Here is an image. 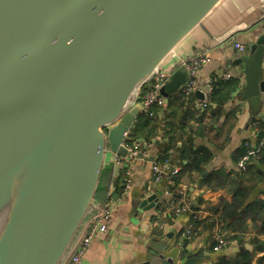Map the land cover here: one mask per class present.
Returning <instances> with one entry per match:
<instances>
[{
    "label": "water",
    "instance_id": "water-1",
    "mask_svg": "<svg viewBox=\"0 0 264 264\" xmlns=\"http://www.w3.org/2000/svg\"><path fill=\"white\" fill-rule=\"evenodd\" d=\"M220 1L0 0V204L24 173L0 235V264H60L98 210L94 199L108 153L127 156L121 142L142 113L140 90ZM260 27L233 65L243 72L248 117L264 121ZM186 78L178 68L160 93H177ZM155 202V194L139 200L134 212ZM169 247L153 237L149 259L138 264L152 258L174 264ZM203 260L194 253L178 264Z\"/></svg>",
    "mask_w": 264,
    "mask_h": 264
},
{
    "label": "crops",
    "instance_id": "crops-1",
    "mask_svg": "<svg viewBox=\"0 0 264 264\" xmlns=\"http://www.w3.org/2000/svg\"><path fill=\"white\" fill-rule=\"evenodd\" d=\"M254 20L257 22L249 26V23ZM263 23L264 0H221L209 15L163 60L159 67L166 71H175L180 59L204 50L210 57V61L202 65L198 70V89L200 90L197 91L202 93V95H204L206 81L216 74L229 71L232 77L240 79V88L232 94L231 98L223 106V115L217 124L218 128L222 129L220 135L217 137L215 133L208 132V128H204L200 130L199 136L196 137L194 145L209 147L213 151V157L207 165H204L201 174L197 171L190 173L179 165L176 149L164 144L162 140H158V136L157 138L155 137L156 142L148 157L145 159L137 156L131 161L132 183L130 188L119 195H115L116 206L107 222L108 229L104 232L98 231L95 234V238L84 254L81 264H138L145 262L149 259V243L153 237L167 241L170 247L166 254L174 256V264L182 262L187 255H193L194 253L204 255V260L198 264L214 263L221 257L227 259L235 258L238 254V249L243 246L238 240L233 239V233L223 227L221 222L212 216V211L210 210L211 207L218 204L222 196L229 199L230 195L224 187L213 188L205 185L202 183V177L219 168L240 172L237 170L240 158L237 161L232 159L233 153L241 145L243 139L256 144V126L249 122L248 105L240 97L241 89L244 85L243 72L240 68L233 65V61L248 52V47L261 34L262 28L260 25ZM233 43H240L247 47V50L242 53L234 47ZM186 97H189V99L184 103V107L188 109L185 121L192 123L195 128H201L205 124L208 125V119L205 122H201L199 119L200 115L204 114L207 109L200 107L199 103L202 99L196 96L195 93ZM168 98H166L164 106L168 103ZM139 99L140 93L136 101L137 104ZM230 112H233L234 116L230 115L226 120V116ZM158 116L163 119L162 112ZM232 122H235V125L229 132L227 144L223 148L218 149L216 144L223 143V138ZM214 127L216 126L214 125ZM158 135L162 137V132L158 131ZM181 146L182 141L177 140V147L180 148ZM164 153L167 156L163 157ZM150 157L152 159L156 157L159 161L170 158L175 165L180 167V172L176 176L178 177L177 183H184L186 187L188 186L186 194L190 203V212L183 213L178 217L169 212L170 206L163 194L166 181L163 179L162 181L154 182L151 176L152 163L149 160ZM109 169L114 172L110 153L107 155L102 174ZM113 182L114 178L106 186V197H103L104 190L99 198L94 199L98 208L102 206L109 195ZM98 187L100 188V182ZM192 187H194L195 191L191 189ZM153 194L156 195V202L153 207L145 211L137 209L134 212L133 207L137 201ZM192 215L198 217L195 222H193ZM162 220L166 224L163 228H160L158 224ZM191 223L195 226V234L190 240H184L181 237V233ZM216 231L225 233L226 238L229 240V244L219 251L211 248L213 234ZM167 234L169 237H166ZM253 236L254 233L250 232L243 235L241 241L244 247H253L251 243ZM262 255L263 252L254 251L251 264H257V259ZM152 260L153 258L151 259V264Z\"/></svg>",
    "mask_w": 264,
    "mask_h": 264
},
{
    "label": "trees",
    "instance_id": "trees-1",
    "mask_svg": "<svg viewBox=\"0 0 264 264\" xmlns=\"http://www.w3.org/2000/svg\"><path fill=\"white\" fill-rule=\"evenodd\" d=\"M239 88L240 79L238 77L213 81L211 105L207 106L206 112L200 115L199 118L201 122H205L208 119L209 124L202 125L201 128H195L192 123L185 121L188 109L184 107V103L188 101L189 97L184 96L179 90L168 98L166 106L153 105L149 110L140 113L133 124L129 135L130 139H151L158 136V140H162L164 144L176 149L179 165L184 170L190 173L197 171L201 174L204 165H207L212 159L213 151L205 145L195 146L196 137L199 136L200 130L204 128H208V132L215 133L217 137L220 135L222 129L218 128L217 124L223 115V106ZM161 112L163 113V119L158 116ZM230 115L234 116V113L230 112L226 116V120ZM257 123L259 131L256 133L257 140L255 145L259 150V159L248 164L243 172L227 171L219 168L202 177V183L209 187H224L227 189L230 198L226 199L222 196L218 204L211 207L210 210L212 211V216L220 221L223 227L233 233V239L238 240L243 246L238 249V254L233 259L221 257L214 263L206 264H251L254 251L257 250L263 252V255L257 259L256 263L264 264V240L259 241L257 239L258 235H264V121L257 119ZM234 125L235 122H232L229 126L228 132L223 138V143L216 144L218 149L223 148L227 144L229 132L234 128ZM158 131L162 132V137L158 135ZM177 140L182 141L180 148L177 147ZM244 141L243 139L241 145L232 155V159L235 161L247 149ZM165 156L167 154L164 153L163 157ZM113 178L114 195H119L124 191L121 182L122 172L119 171L117 175H114L112 170H105L100 181V188L98 187L96 191L95 199L99 198L100 194L107 189L106 186ZM177 180L178 177L175 178L176 183ZM106 193L107 190H105L103 197H106ZM248 232L254 233L251 238L252 248L244 247L241 241L243 235ZM185 242L187 243V241ZM255 244L257 245L256 247ZM213 247L214 241L212 240L211 248L213 249Z\"/></svg>",
    "mask_w": 264,
    "mask_h": 264
},
{
    "label": "built area",
    "instance_id": "built-area-1",
    "mask_svg": "<svg viewBox=\"0 0 264 264\" xmlns=\"http://www.w3.org/2000/svg\"><path fill=\"white\" fill-rule=\"evenodd\" d=\"M233 45L240 52H244V45L240 43H233ZM209 61L210 57L208 54L205 51H202L198 54L183 59L181 64L178 65L177 69L181 67L187 72L186 81L180 87V91L184 96H189L195 93L197 90H200L198 89V70L202 65L208 63ZM173 72V70L168 72L165 69L158 67L151 78L144 84L142 89H145L143 91L142 89L140 90V99L138 101L142 112L149 110V108L153 105L165 104L166 98L160 93V89ZM231 77L232 74L229 71H225L208 79L205 83L203 98L199 103L200 107L205 109L207 106L211 105L212 85L214 80H229ZM155 142V138H138L131 140L130 136L125 134L121 145L126 148L127 156L123 157L118 153H113L112 157L113 167L116 166L118 172H122V184L124 191H127L132 183V168L130 165L131 161H133L137 156L146 159L150 153V150L154 147ZM245 146L247 149L241 155L237 164V170L240 172H243L248 164L259 159V152L254 143L245 141ZM151 163V176L154 182L156 183L158 181H162L163 179L166 181L163 194L169 203V212L175 217H178L183 213L190 212V203L188 202V197L186 194V191H188V186L186 187L184 183L179 184L175 182V178L180 172V167L175 165L170 158H165L159 161L158 158L154 157ZM191 189L195 191L194 187ZM115 206L116 198L114 195L113 184L110 189V193L103 202L102 206L99 207L97 211L93 212L87 219H85L81 225L77 235L70 244L60 264L82 263V258L90 247L92 240H94L95 234L98 231L104 232L108 229L107 222L112 216ZM192 218L193 221H195L198 217L196 215H192ZM165 224V221L162 220L158 225L160 228H163ZM194 234L195 226L193 223H191L186 228H184L181 233V237L184 240H190ZM213 241V249L215 251H219L229 244L228 238H226L225 234L221 231H216L215 234H213Z\"/></svg>",
    "mask_w": 264,
    "mask_h": 264
},
{
    "label": "bare ground",
    "instance_id": "bare-ground-1",
    "mask_svg": "<svg viewBox=\"0 0 264 264\" xmlns=\"http://www.w3.org/2000/svg\"><path fill=\"white\" fill-rule=\"evenodd\" d=\"M24 173L19 174L6 188L4 197L0 204V235L5 229L7 222L11 216L13 205L16 200L17 191L23 181Z\"/></svg>",
    "mask_w": 264,
    "mask_h": 264
},
{
    "label": "flooded vegetation",
    "instance_id": "flooded-vegetation-1",
    "mask_svg": "<svg viewBox=\"0 0 264 264\" xmlns=\"http://www.w3.org/2000/svg\"><path fill=\"white\" fill-rule=\"evenodd\" d=\"M246 50H247V47H244V51H246ZM248 50H249V47H248ZM257 119H259L258 116L255 117L253 120L250 119V121H252L251 123L256 126V133H258V131H259V125L257 123Z\"/></svg>",
    "mask_w": 264,
    "mask_h": 264
},
{
    "label": "rangeland",
    "instance_id": "rangeland-1",
    "mask_svg": "<svg viewBox=\"0 0 264 264\" xmlns=\"http://www.w3.org/2000/svg\"><path fill=\"white\" fill-rule=\"evenodd\" d=\"M225 234V233H224ZM225 236H226V234H225ZM257 239L259 240V241H263L264 240V235H260V237H257Z\"/></svg>",
    "mask_w": 264,
    "mask_h": 264
}]
</instances>
